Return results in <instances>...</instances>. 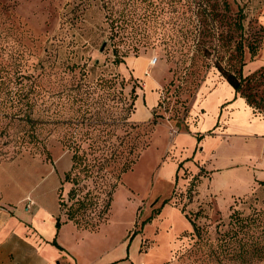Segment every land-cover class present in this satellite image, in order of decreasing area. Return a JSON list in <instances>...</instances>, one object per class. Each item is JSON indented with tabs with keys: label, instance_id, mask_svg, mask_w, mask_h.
<instances>
[{
	"label": "rangeland",
	"instance_id": "rangeland-1",
	"mask_svg": "<svg viewBox=\"0 0 264 264\" xmlns=\"http://www.w3.org/2000/svg\"><path fill=\"white\" fill-rule=\"evenodd\" d=\"M69 1L0 0V68L11 77L7 86H0V204L24 207L28 197L36 202L40 235L69 264H239L222 252L226 243L237 246L228 225L234 211L249 225L253 220L251 228L259 227L254 232L246 229L245 239L264 247V116H251L244 101L211 67L217 55L223 57V65L239 66L233 49L239 32L232 25L237 7L246 16L245 39L259 38L253 58L244 49L243 75L264 67V0H218L214 8L224 19L206 23L207 31L200 35L189 34L197 23L187 19L198 0H175L172 8L182 18L178 27H184L171 46L172 57L164 46L150 47L137 57L129 54L123 65L114 67L107 43L105 50L102 46V51L84 53L89 64L97 59L99 67L83 75L79 69H67L72 62L69 49L50 46ZM223 2L230 5L229 12ZM148 31L153 41L155 33ZM226 35H233L231 43L223 40ZM197 42L222 47L205 57ZM153 59L156 63L149 66ZM120 75L128 83H122ZM18 77L26 85L19 96L28 95L13 105L7 99L20 89ZM130 77L146 83L145 98L137 99L133 115L140 125L128 129V135L119 128L112 133L110 124L128 113L130 87L140 88ZM158 93L156 125H141L151 118ZM18 110L37 121L33 129L18 119L2 118ZM88 120L109 124L95 127L93 134L102 139L107 131L118 135L110 141L133 147L132 154L119 160L134 163L118 179L114 164L80 182L83 190L98 193L102 204L111 194L109 212L99 228L89 231L67 222L56 233V216L65 220L58 209V189L71 165V153L62 142L74 125L80 132L92 131L85 127ZM23 139L26 145L19 143ZM194 176L199 179L190 192ZM72 187L63 184L64 200ZM187 218L200 228L199 236L191 234ZM9 260L14 264L13 254ZM251 260L264 264L256 255Z\"/></svg>",
	"mask_w": 264,
	"mask_h": 264
},
{
	"label": "trees",
	"instance_id": "trees-1",
	"mask_svg": "<svg viewBox=\"0 0 264 264\" xmlns=\"http://www.w3.org/2000/svg\"><path fill=\"white\" fill-rule=\"evenodd\" d=\"M174 1L175 0H70L64 8L61 27L56 36L53 37L50 46L56 48L65 46L69 49V55L71 56L70 60L72 62L67 66V69H69L70 72L74 71V69H79L82 75L84 73L89 74L88 71H92V69L99 67L97 59L89 64L90 57H84V53L91 49L102 51V46L103 50H105L107 43L109 47H111V54L113 57L111 64L114 67L123 65L129 54L137 57L140 55L141 50L150 47L155 48L157 46H164L166 54L172 57L175 51L171 46L173 43H176L178 32L184 27H178L182 18H180L181 20L178 19V13L172 8ZM217 2L218 0H198L196 3V10L191 11V15L187 18L188 20L195 18L197 23L195 27H190L188 30L189 34L200 35L207 31L204 27L206 23H215L224 19V15L219 14L214 8ZM222 4L225 12H229L230 5L227 2H223ZM233 18V29L239 32L240 38L233 42L234 52L236 56L239 57V66L236 67L237 63L234 62L227 67L223 65V57L217 55L211 67L218 72L219 76L233 89L235 94L245 101V104L251 109L253 115L264 116V67L245 76L243 75L244 63H242L245 48L250 58L256 55L259 47V38L257 36H251V38L245 39L244 21L246 16L242 8L237 7V11ZM149 28L155 33L153 41L150 39L151 34L148 31ZM99 38L102 39L98 43L97 41ZM223 40L231 43L233 35L230 37L226 35ZM219 46L222 47L221 44L215 47L212 45L205 47L201 42L196 43L197 50L203 51V56L205 57L210 56L211 51L209 50L213 48L216 49ZM82 61L83 63L81 64L80 62ZM193 64L194 58L191 57L189 59V65L192 66ZM10 78L9 73L2 71L0 68V86H7L8 83L11 82ZM19 78L20 77H18L20 89L7 99V101L10 100V104L13 105L15 100H17L18 103L21 101V98H27L28 95L27 93L19 96V93L23 91V87L26 86ZM114 78H116V76ZM129 79L134 80L133 84L138 83L137 80L132 77ZM123 80H125V78L121 77L122 83ZM128 81L125 80L126 83H128ZM125 87L127 88L130 86L127 84ZM122 88L123 87H121V90ZM138 89H140L138 86L136 88L133 86L130 87L129 109L127 111L128 113L125 114L123 118L119 117V119H115L110 126L109 124L89 123L88 120L85 127L94 128L92 131L80 132L76 129L77 125H74L75 128H72V130L69 131V135L64 138L62 143L71 153V165L69 170L63 174V179L60 183L61 186L58 189V209L60 212H63L65 220L61 221V218L56 216V233L61 225L67 222L73 223L77 228L94 231L99 228L100 224L106 218L110 208L111 194L109 193L105 204H102V201L98 197V193L89 189L83 190L85 189V185L80 186L79 184L92 173L98 174V172L105 167H111L114 164L118 165L115 168L117 170V179L132 169L134 163L133 159H130L128 162H121L119 159H121L124 154H132L133 147L125 145L122 141L117 146L110 141V138L111 136L116 140L119 138L118 135L113 136L112 134L116 132L118 128L122 129L124 133L128 135V129L132 126L140 125V123L132 120V116L135 112V103L138 99ZM117 94H121L120 91H117ZM112 96L113 98L117 96L115 91H113ZM159 107L160 97L156 107L152 110V116L150 118L152 121L149 122V119L141 125L146 123L148 126H155V110ZM12 108H14V106ZM25 110H30L32 112L31 107H27ZM2 118H9L12 121L18 119L17 121L28 125L30 130L37 124V121L32 119L31 114L25 112L24 115H21L19 110L9 115L6 114ZM97 126H103L105 128L109 126L113 128V130H108L112 133L110 134L107 131L104 137L106 139L99 138L93 134ZM19 143L22 145L27 144L25 139L21 140ZM109 152V159L101 156ZM97 154L99 155L97 156ZM192 179L193 181L188 189L190 192L191 188L194 186V182L199 179V177L194 176ZM64 183L73 186L67 194V200H64L62 197V186ZM181 212H183V210H181ZM188 221L192 228L191 234L193 236H199L201 231L200 228L189 219ZM229 221L228 225L232 226L234 230L231 237L236 236L237 246L230 247V243H226V247L222 252L230 257V261H239V264H253L251 260L253 255H256L260 259L259 261H262L264 259V247L256 245L257 241L253 239H245L249 231L254 232L259 227L251 228L254 226V221L250 220L249 225V222H247L249 220L242 219L235 211L229 215ZM239 235L240 237H238ZM256 238H259V236ZM52 243L57 248L61 249L55 241Z\"/></svg>",
	"mask_w": 264,
	"mask_h": 264
},
{
	"label": "crops",
	"instance_id": "crops-1",
	"mask_svg": "<svg viewBox=\"0 0 264 264\" xmlns=\"http://www.w3.org/2000/svg\"><path fill=\"white\" fill-rule=\"evenodd\" d=\"M147 73L149 74L148 69L145 70L146 76L148 75ZM135 80L140 85L138 99L143 100L145 98V80ZM158 99L159 93L157 101ZM156 105L157 102L152 110ZM249 112L251 116L260 118L254 116L250 108ZM261 118L264 119V117ZM24 202L26 206V199ZM0 206L2 207H0V264H10L9 254L14 255V264H69L66 262L65 257L64 259L59 258L58 250L49 244L50 240H45L40 235V230L36 227L37 210L40 211V208L36 205V202H34L31 212H27L23 204L15 205L10 202L6 207L3 204H0ZM62 259L63 261L61 263L60 261Z\"/></svg>",
	"mask_w": 264,
	"mask_h": 264
},
{
	"label": "built area",
	"instance_id": "built-area-1",
	"mask_svg": "<svg viewBox=\"0 0 264 264\" xmlns=\"http://www.w3.org/2000/svg\"><path fill=\"white\" fill-rule=\"evenodd\" d=\"M156 63V59H153V60H151L150 61V65H154ZM148 74V73H147ZM33 205H34V202L31 200V198L30 197H28V198H26V206H25V208L27 209V210H31L32 209V207H33Z\"/></svg>",
	"mask_w": 264,
	"mask_h": 264
}]
</instances>
